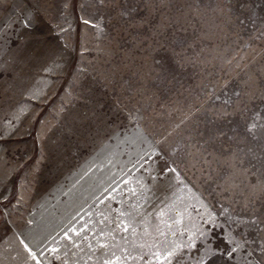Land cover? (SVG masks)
<instances>
[{"label":"snow or ice","instance_id":"obj_1","mask_svg":"<svg viewBox=\"0 0 264 264\" xmlns=\"http://www.w3.org/2000/svg\"><path fill=\"white\" fill-rule=\"evenodd\" d=\"M0 6L6 7V0ZM12 8L14 16L0 27V75L11 79L10 88L23 87L17 65L45 57L43 72L62 71L64 53L77 50L80 59L69 84H79L90 69V42L97 52L128 61L124 68L130 75H121L120 87L131 107L117 101L116 111L126 114L132 131H117L116 125L113 136L119 140L123 133L144 145L147 151L137 160V172L166 183L172 198L155 213L153 223L142 208L143 195L132 197L125 207V192L149 190L143 177L139 184L124 172L110 183L100 180L89 199L69 206L52 231L34 235L39 227L35 209L22 217L24 224L13 226L14 244L8 245L10 264H264V0H201L195 6L187 0H26ZM209 14L214 21L210 28ZM188 26L199 35H183ZM50 35L60 44H52ZM189 69H196L193 74L202 81L195 102L157 137L152 128L166 108L162 101L182 87ZM115 76L104 77L105 87ZM22 111L14 110L0 124V142L17 133ZM34 120L40 127L28 124L27 134L34 133L39 152L26 154L10 169L9 175L21 171L23 176L14 205L0 192L6 202L0 214L5 216L11 215L9 207L26 202L25 194L48 159L45 121L39 115ZM177 129L182 135L173 146L169 136ZM180 155L188 158L184 168L173 158ZM151 158L164 163L146 167L155 162ZM189 166L199 171L197 179L211 182V191L186 175ZM102 167L95 162L69 167L70 175L63 179L71 183L70 199Z\"/></svg>","mask_w":264,"mask_h":264},{"label":"rangeland","instance_id":"obj_2","mask_svg":"<svg viewBox=\"0 0 264 264\" xmlns=\"http://www.w3.org/2000/svg\"><path fill=\"white\" fill-rule=\"evenodd\" d=\"M25 2L26 0H6L7 6H0V27L8 22L10 16H14L12 6ZM73 2L76 3L78 0H73ZM180 2L183 3L185 0H180ZM187 2L195 6L201 0H187ZM203 2L207 3L210 0H203ZM207 21V26L210 28L214 23L210 14L207 16ZM194 34L199 35V32L191 26H188L187 32L183 33L189 39ZM50 42L54 45L60 44L59 39L54 35H50ZM89 49L91 55L86 56V61L90 62V69L75 86H71L69 81L71 80L70 71L80 59L78 50L64 53L67 64L62 71L54 68L51 72H43L45 57L28 64L17 65V71L21 72L24 77L23 87L17 84L15 88H10L9 85L13 83L11 79L7 75H0V124L11 119L14 110H23L20 113L22 123L17 133L0 142V149H6V153L0 152V192L7 194L10 199L21 192L23 172H13L11 175L9 172L26 154L32 155L39 152V143H34V133L33 135L27 134L31 131L27 128L28 124L31 123L36 128L40 127L34 120L37 115L45 121L47 131L44 143L48 154V159L43 161L37 179L25 194L26 202L14 208L9 207L11 215L0 214V264H10L12 256L8 245L14 244L13 226H23L22 217H27L28 213L35 209L34 217L39 227L34 235H39L45 230L52 231L66 215L69 206L75 207L83 200L89 199L92 188L100 180L110 183L112 179H118L121 172H124L131 173L136 177V183L139 184L141 183L140 177H143V183L148 186L149 190L145 193L137 189L131 195L125 192L123 194L125 207L131 206L129 201L132 197L143 195L142 208L152 217L153 223H156L158 219L155 213L172 198V190L166 183L152 181L150 174L146 171L137 172L139 168L137 160L142 151H147L144 145L133 143L123 133L119 140L113 136L112 129L116 125L120 126L116 128L117 131L120 128L128 132L132 131L126 114L116 111L117 101L121 104H128L127 93L120 87L121 75L124 79L130 75L129 69L124 68V64L128 61L123 60L122 57L110 58L103 51L97 52L94 42L89 43ZM114 65L118 67L114 68ZM112 72L116 74L115 82L105 87L104 77ZM196 72V69H189L181 82L182 87L173 88L162 101L166 104V108L160 110L161 114L155 117V126L152 128L157 137L165 134L174 122H178L181 110L185 109L189 103L195 102L196 94L202 86L199 74H193ZM128 106L131 107L130 104ZM173 108L177 111H172ZM181 135V129L172 132L169 136V143L174 146ZM108 136H113V139L105 143ZM173 158L180 159L181 168L185 167L184 160L188 159L183 155ZM109 159H111L110 164ZM151 159L155 161V158ZM61 161L63 163H60ZM90 162L103 163L104 167L94 169L93 173L73 190L70 199L68 190L71 183H65L63 177L70 175L69 167L75 169L80 165H88ZM163 163V160H158L146 167L154 168L156 164L163 165ZM190 163L189 161V165ZM61 170L63 175H60ZM151 175L156 174L153 172ZM186 175L205 192L211 191V182L205 184L204 178L197 179L200 176L199 171L189 166ZM89 202L91 203L90 200ZM5 204V201L0 200V209H3ZM12 204H15L14 199H12ZM140 218L142 217H138ZM93 219L99 218L93 217ZM9 220L13 223L9 224ZM56 238L59 240V236Z\"/></svg>","mask_w":264,"mask_h":264}]
</instances>
